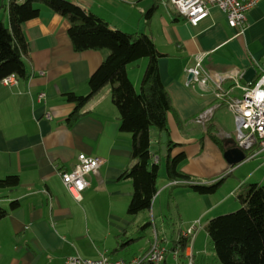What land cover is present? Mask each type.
<instances>
[{"label": "crops", "instance_id": "0c3cea01", "mask_svg": "<svg viewBox=\"0 0 264 264\" xmlns=\"http://www.w3.org/2000/svg\"><path fill=\"white\" fill-rule=\"evenodd\" d=\"M10 1L0 0V20L7 27ZM70 1L103 18L114 29L151 37L163 55L159 70L172 104L168 114L170 138L181 145L173 155L181 151L186 154L181 171L192 178L191 182L225 177L226 190L220 196H210L214 198L199 196L186 183L169 180L161 167L151 212L130 216L127 210L133 183L120 176L133 165L132 136L120 130L111 86L91 99L75 123L68 121L76 105L67 101L65 94L87 95L90 77L108 51L76 52L68 35L69 21L42 6L40 16L23 26L30 47L29 79L11 87L0 84V179L20 177L18 187L0 189V204L5 208L13 201L21 204L0 220V264H65L76 254L87 259H98L104 253L120 258L119 252L131 246L138 231H143L144 237L149 229L143 228L147 219L151 217L156 224L155 214L162 216L161 199L166 193L171 199L190 197L191 206L203 205L189 220L201 222L205 218L207 224L212 214L228 212V201L243 184H264V149L256 146L236 166H231L224 155L236 142L234 116L228 108L229 101L242 96L236 82L243 84V74L251 68L258 73V67L264 66V1L248 13L249 27L241 35L217 7L193 26L176 15L167 0ZM156 1H160L156 11L147 18ZM198 55L204 56V68L210 76L206 90L189 80L188 69ZM146 66L147 60L137 65V71L128 66L138 92ZM225 76L229 78L223 80ZM216 92L224 96L217 98ZM42 93L46 96L39 100ZM211 107L214 113L208 124L197 123L195 119ZM151 139V152L162 166L161 141L154 128ZM80 154L101 157L104 163L97 175L88 177L90 186L77 202L59 172L72 170ZM158 201L160 206L155 210ZM179 217L183 218L181 211ZM152 240L148 239L133 257L144 254ZM190 250L198 264L200 254L195 253L194 245Z\"/></svg>", "mask_w": 264, "mask_h": 264}, {"label": "trees", "instance_id": "16d2710c", "mask_svg": "<svg viewBox=\"0 0 264 264\" xmlns=\"http://www.w3.org/2000/svg\"><path fill=\"white\" fill-rule=\"evenodd\" d=\"M160 1L147 12L151 18ZM61 15L70 23L69 38L76 52L108 51L101 66L89 80L87 95L65 94L67 101L75 103V111L69 116L70 124L81 116V110L102 89L111 86V98L119 111L120 130L132 136L131 159L133 165L125 170L120 179L133 183V196L128 214L136 216L151 212L159 191L161 164L154 162L151 152V129H156L162 146V134L167 133L166 174L171 181H186V187L203 196L216 194L225 177L209 183L191 182L192 178L181 171L186 154L173 150L181 147L170 138L168 114L172 111L171 98L161 79L159 60L163 56L154 41L143 33H126L114 29L103 18L70 0H11L8 5L10 27L0 20V84L3 78L16 74L19 81L29 79L27 58L30 47L23 31L26 22L40 16L41 7ZM176 15H178L176 13ZM179 16V15H178ZM147 58L140 91L135 89L129 77L128 66ZM218 142V140L213 137ZM162 150H159V154ZM20 185L18 175L0 179V189H13ZM240 209L211 219L206 224L208 236L221 264H264V184L246 183L236 192ZM21 207L13 201L8 208L0 205V220ZM154 222L149 217L143 228ZM190 241L179 236L173 240L171 251L179 250L181 260ZM169 253L164 264H173Z\"/></svg>", "mask_w": 264, "mask_h": 264}, {"label": "built area", "instance_id": "2783aa9c", "mask_svg": "<svg viewBox=\"0 0 264 264\" xmlns=\"http://www.w3.org/2000/svg\"><path fill=\"white\" fill-rule=\"evenodd\" d=\"M264 0H167V4L183 19L191 25L197 26L202 20L207 18L212 7L219 8L226 16L231 28L238 30V35L245 33L248 29V13ZM204 56L196 57L194 66L188 69V73L193 75L191 81L196 82L202 89L206 90L209 81V74L204 68ZM229 76L223 77V80ZM19 79L16 74H11L1 81L6 87L18 85ZM190 83V82H189ZM221 87V82L217 84ZM235 87L242 91V96L233 98L228 102V108L233 113L235 119V133L237 146L243 149L246 154L256 146L264 149V66L258 67V73L252 82L243 84L236 82ZM46 95L40 94L39 100ZM217 98H222V92H216ZM214 108L211 107L201 113L195 121L201 125H206L211 120ZM48 119H52L51 114H47ZM231 137V136H229ZM248 157V155H247ZM246 157V159H247ZM254 155H251L253 158ZM154 162L159 159L154 157ZM104 159L101 157L80 154L77 163L72 170L60 171L61 180L69 194L77 201H82L84 192L90 186L89 176L97 175ZM177 184L187 183L186 181H176ZM195 222L187 230L181 232V238L190 241L184 259L181 260L179 250L171 251L167 238L159 236L157 229L155 237L148 250L132 259L111 258L107 254H101L98 259H87L80 255L70 256L65 264H164L167 255L170 253L173 264H196V259L190 250L194 245L195 235L198 231Z\"/></svg>", "mask_w": 264, "mask_h": 264}, {"label": "rangeland", "instance_id": "374dc122", "mask_svg": "<svg viewBox=\"0 0 264 264\" xmlns=\"http://www.w3.org/2000/svg\"><path fill=\"white\" fill-rule=\"evenodd\" d=\"M143 60H148V59L143 58L138 62L130 64L129 69L137 71L138 70L137 65L141 64V61ZM147 64H148V61H147ZM235 136H236V133H235ZM164 158L165 157L162 158L163 163L161 167L166 170V161L164 160ZM213 181L215 180H212V181L210 180L209 182H213ZM209 182H203V183H209ZM223 187L224 186H222L221 189L213 196H216L217 194H219L218 196H220L221 194H223L226 190L224 189L225 187L224 188ZM168 192H171V190H169ZM198 195H195V196H198ZM199 196H203V195H199ZM210 196L208 197L214 198ZM162 198H163L161 199L163 203L162 216L159 214V212L155 214L156 224L151 225V227H149V229L145 231L144 237L141 236L143 231H138L137 234L135 235L136 240L132 242L131 246H128V248L123 249L119 252L120 258L131 259L134 255L138 254L145 247V244H147L148 239L155 237L156 229L160 237H162L163 235L166 236L167 240L169 241L168 246L171 247L173 240H175L182 231L187 230L189 227H191L195 223V222H191L189 219L193 217V215L198 214V211L200 209L204 208V206L201 204L197 206L196 205L191 206L194 203L192 202L190 197H180L178 199L174 197L171 199L170 194L166 193L165 196L163 195ZM215 198H218V197H215ZM214 201L216 202V199H214ZM178 203H180L179 206H178ZM209 203L210 202L208 201V205ZM0 205L2 206V204ZM159 206H160V201L157 202L155 206V210H158ZM226 206L229 207L228 212H225L223 214H212L213 216H210V217L215 218V217L225 215L228 213H233L239 210L240 204L236 199V195L232 197L230 201H228ZM179 211H181V213L183 214V218L179 217ZM206 221L207 220L205 218H202V221L200 222V224H197L198 231L196 232L195 240H194V251L195 253L198 252L200 254L198 256V264H221L216 256V253L213 249V245L208 236V233L206 230ZM76 255H79V254H76ZM80 256L83 258H86L83 255H80Z\"/></svg>", "mask_w": 264, "mask_h": 264}, {"label": "water", "instance_id": "95a60500", "mask_svg": "<svg viewBox=\"0 0 264 264\" xmlns=\"http://www.w3.org/2000/svg\"><path fill=\"white\" fill-rule=\"evenodd\" d=\"M257 75V71L254 68L249 69L245 74H243L242 79L245 82H252ZM193 79V75H189V80L191 81ZM167 141H168V135L167 133L162 134V146L161 155L165 157L167 155ZM225 158L229 161V164L231 166H236L240 163H243L246 160L247 154L246 152L237 146V143L234 141L232 143V147L229 148L224 152Z\"/></svg>", "mask_w": 264, "mask_h": 264}, {"label": "bare ground", "instance_id": "6f19581e", "mask_svg": "<svg viewBox=\"0 0 264 264\" xmlns=\"http://www.w3.org/2000/svg\"><path fill=\"white\" fill-rule=\"evenodd\" d=\"M158 232V231H157Z\"/></svg>", "mask_w": 264, "mask_h": 264}]
</instances>
